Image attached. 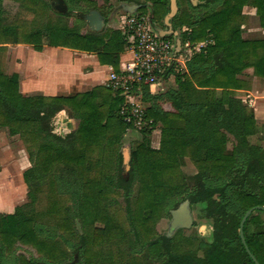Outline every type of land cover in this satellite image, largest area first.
Returning a JSON list of instances; mask_svg holds the SVG:
<instances>
[{"label":"trees","instance_id":"16d2710c","mask_svg":"<svg viewBox=\"0 0 264 264\" xmlns=\"http://www.w3.org/2000/svg\"><path fill=\"white\" fill-rule=\"evenodd\" d=\"M13 1L26 14L49 21L35 31L23 22L7 26L0 0V53L11 43L42 51L47 36L50 47L95 53L101 65L119 72L126 47L120 31L78 33L59 18L51 20L49 1ZM68 1L92 5L89 0ZM145 1L152 4L151 21L162 23L170 0ZM199 1L193 7L186 0L187 8L178 1L181 8L173 29L188 26L192 43L208 38L214 43L195 54L184 70L168 69L162 93L151 94L143 87V100L150 104L145 120L161 126L160 146H150L151 130L141 131L127 177L122 141L134 127L119 116L124 102L120 95L96 87L72 97H23L18 76H7L0 68V128L19 135L27 146L32 166L23 179L30 196L34 194L32 202L38 198L34 181L48 180L41 210L17 207L0 216V264L17 245L34 248L48 264H72V255H77V264H255L239 228L249 209L264 206V148L251 142L258 133L257 122L237 92L249 88L238 78L247 69L264 80V39L242 38L246 6L256 9L264 29V0ZM199 7L204 11L197 13ZM139 12L146 15V5ZM64 107L78 125L62 137L53 132L52 120ZM186 159L197 170L191 186L182 171ZM181 196L183 202L204 205L205 217L213 221L210 242L158 232L159 220ZM263 213L255 211L244 225L247 246L259 264H264ZM15 264L43 263L20 255Z\"/></svg>","mask_w":264,"mask_h":264},{"label":"rangeland","instance_id":"374dc122","mask_svg":"<svg viewBox=\"0 0 264 264\" xmlns=\"http://www.w3.org/2000/svg\"><path fill=\"white\" fill-rule=\"evenodd\" d=\"M49 1V0H44ZM67 9L63 12H58L54 9L49 10V14L51 15V20H61L63 26H66L71 29H75L78 33H95L89 27L88 23L80 18L78 14L87 13L91 8H96L100 10L104 16L107 18L109 11L113 12V9L116 12L113 13L111 20L108 24H106L103 30L109 28L112 30H118L122 34L124 32V23L123 20L120 19L121 16L130 17L134 14H139L140 12L131 13H121L119 8H114L109 5H99L97 6L96 3L94 5H89L86 3H70L68 0H63ZM138 6H142L144 3L143 1L139 2ZM3 7L6 11V20L5 24L7 26H11L13 22H23L27 26L30 25V29L35 31L41 28L47 21V18H41L33 16V12L26 14L25 9L20 3H16L13 0H4ZM117 7V5H115ZM249 9V8H248ZM250 13H247V19L245 22V27L243 28V35L246 38H251V40H256L255 38H261L264 36V31L260 30L259 27V19L256 16L255 12L249 9ZM117 15V17H116ZM120 15V16H119ZM149 15V14H146ZM59 18V19H58ZM156 27L160 29H165L161 23H154ZM44 42H48L47 36H44ZM8 52L5 54L0 53V68L2 71L8 73L11 71L10 67L6 64V57ZM252 70V69H251ZM253 71V70H252ZM253 74V72H252ZM166 82V81H165ZM167 86V85H166ZM165 86V87H166ZM264 86V83L259 82L258 88ZM164 87V88H165ZM164 88L162 91H164ZM114 93V92H113ZM160 93V92H159ZM161 127H158L157 131L152 134H145L147 137L149 135V142L152 148H158V142L161 138ZM132 131L124 138L123 146H122V153L123 156L128 157V161L130 160L131 150L136 146L138 142L142 140V134L139 133L143 130L147 133L146 130L149 129L143 128L141 131L138 129H131ZM252 143L260 145L264 148V128H259L258 133L251 138ZM127 160V159H126ZM129 163V162H128ZM128 163H124V177H127L129 166ZM32 166L29 155L28 149L24 141L19 137V135L13 136L10 134L7 128H0V216L1 215H8L9 213H14L17 207H22L25 212H35L41 210L46 204L45 195L48 190V180L46 178H42V180L34 181L33 189L36 188L34 191L35 195L37 193L36 202H32L34 194L30 196L29 189L24 182L23 173ZM182 171L188 177V186H191L193 180L191 181V177L196 175L197 170L193 166L190 160L186 159L184 165H182ZM190 177V178H189ZM39 191V192H38ZM183 196L176 199V201L180 200L178 205L169 211V214H164L162 219L159 220L157 224V229L160 234L169 235V225L172 219L171 211L178 209V207L183 203L181 198ZM120 203L124 206L123 200L120 199ZM190 213L192 218V224L190 228H180L176 230L171 237H177L179 234L182 236L186 235L187 237H192L199 239L201 242L206 243L212 240L214 228H213V221L206 218L204 214V205H191L190 204ZM261 216V224L264 225V213L260 214ZM253 232V226H249V233ZM169 237V238H171ZM71 240V238H70ZM72 241V240H71ZM23 255L28 259H36L42 260L43 264L45 263L44 259L37 253V251L29 246L17 245L15 246L14 250L9 253L5 254L3 259H1L2 264H15V259ZM199 256H203L202 250L198 251ZM73 260L72 264H77L78 257L77 255H72ZM161 264V263H158Z\"/></svg>","mask_w":264,"mask_h":264},{"label":"crops","instance_id":"0c3cea01","mask_svg":"<svg viewBox=\"0 0 264 264\" xmlns=\"http://www.w3.org/2000/svg\"><path fill=\"white\" fill-rule=\"evenodd\" d=\"M92 5L96 3L99 5H109L114 8H119L120 14L126 13L123 10L124 5H137L136 0H89ZM143 1L141 8L146 5L148 11L147 14L152 10V4L150 2ZM178 1L181 2L182 8H187L186 0H177L178 11L181 7L178 5ZM190 4L193 7H198L200 1L196 0V4L193 5L191 0ZM117 5V7H115ZM138 6V5H137ZM139 8L137 12L141 9ZM255 12L256 9L250 6H246L242 10L243 21H242V38L245 40H251V38H246L243 35L245 22L247 19V13L249 9ZM95 10L99 12L104 18V26L109 23L112 18L113 12L109 11L107 18L104 14L96 9L91 8L90 11ZM197 13H201L203 8L199 7L195 10ZM169 12H170V2H169ZM167 13V15L169 14ZM194 12V13H196ZM86 14V13H82ZM176 14V15H177ZM166 15V16H167ZM175 15V16H176ZM120 16V15H119ZM165 16V17H166ZM117 17V15H116ZM165 17L161 24L165 23ZM125 16H121L120 19L123 20ZM175 18V17H174ZM170 21L173 22V19ZM88 23V22H87ZM89 24V23H88ZM159 24V23H158ZM260 25V24H259ZM90 27V25H89ZM260 27V26H259ZM104 28V27H103ZM103 28L101 31H103ZM188 29L191 31L190 27L183 26L178 29H174L175 32L181 31L183 29ZM263 30L264 29H260ZM95 32V33H100ZM211 39V38H208ZM207 39V40H208ZM263 40L264 36L261 38H255ZM8 52L6 57V64L10 67L11 71L6 73L7 76H12L16 74L19 79V91L23 97H72L77 94H82L92 91L96 87H107L111 74V66L101 65L98 57L95 53L80 52L77 50H72L63 47H50L46 42H44V47L42 51H36L33 46L28 44H15L11 43L7 45V51L2 52L5 54ZM131 59L130 53L126 50L120 55V66ZM251 69H247L244 73L238 76V78L246 80L249 84V88L246 90L238 91V98L242 100V103L252 109L257 122V128H264V86L258 88V83H264L263 79H259L253 76ZM164 88V87H163ZM153 90L151 94L162 93L163 91ZM142 105L147 109L150 104L142 99ZM151 123V124H150ZM152 121L148 122L146 129L151 130V134L157 131L160 125L153 127ZM54 133L62 137L70 134L77 128V121L72 118L70 111L67 107H64L59 111L52 120ZM135 130V129H134ZM132 131L129 129L124 136V138ZM141 131V130H140ZM161 131V129H160ZM140 133V132H139ZM254 137V136H253ZM123 138V140H124ZM252 142V141H251ZM123 143V141H122ZM254 144V143H253ZM160 146V140L158 142ZM158 146V148H159ZM154 148V149H158ZM263 148V147H262ZM12 214V213H9Z\"/></svg>","mask_w":264,"mask_h":264},{"label":"built area","instance_id":"2783aa9c","mask_svg":"<svg viewBox=\"0 0 264 264\" xmlns=\"http://www.w3.org/2000/svg\"><path fill=\"white\" fill-rule=\"evenodd\" d=\"M126 41V50L131 59L116 72L111 67V74L107 88L124 99L120 106L119 116L134 129L147 128L145 120L146 108L142 105L143 87L161 91L165 86L163 79L168 69L184 70L191 58L214 43L208 39L201 43H192L191 31L183 29L177 31L180 47H177V38L173 35L161 37L155 30V24L149 15L134 14L123 19ZM181 36L185 40L181 41Z\"/></svg>","mask_w":264,"mask_h":264},{"label":"water","instance_id":"95a60500","mask_svg":"<svg viewBox=\"0 0 264 264\" xmlns=\"http://www.w3.org/2000/svg\"><path fill=\"white\" fill-rule=\"evenodd\" d=\"M192 4L195 5L196 4V0H191ZM49 3L51 5V8L58 11V12H63L67 9V6L65 5L63 0H49ZM139 8H141L140 6L137 5H124L123 10L125 12L128 13H135ZM178 11V6H177V0H170V12L169 14L165 17V26L167 28L165 29H160L158 27H154L155 30L158 32V34L161 37H166L169 35H173L174 37L177 38L176 40V44L177 47H180V40L178 39V33L174 31L172 24L170 23V21L172 20V18L175 17V15L177 14ZM78 16L80 18H82L83 20H85L86 22L89 23L90 28L92 29V31L94 32H99L102 30V28L104 27V18L102 17V15L95 11L92 10L89 13L86 14H78ZM127 159V160H126ZM128 157L125 156L124 154V163H128ZM191 209H190V202L189 201H184L176 210L171 211V222L169 225V235L168 237H171L170 235H172L176 230L180 229V228H190L191 224H192V218H191V213H190ZM255 211H262L264 212V206H256L253 207L251 209H249L243 216L241 223H240V228H239V233H240V238L241 241L245 247V250L247 252V254L250 256V258L253 260V262L255 264H259V262L257 261V259L255 258V256L251 253V251L249 250L246 240H245V236H244V225L247 221V219L250 217V215L252 213H254Z\"/></svg>","mask_w":264,"mask_h":264},{"label":"flooded vegetation","instance_id":"af4514ba","mask_svg":"<svg viewBox=\"0 0 264 264\" xmlns=\"http://www.w3.org/2000/svg\"><path fill=\"white\" fill-rule=\"evenodd\" d=\"M172 24V22H171ZM89 25V24H88ZM163 27H165V23L162 25ZM184 238H188L186 235L183 236Z\"/></svg>","mask_w":264,"mask_h":264}]
</instances>
